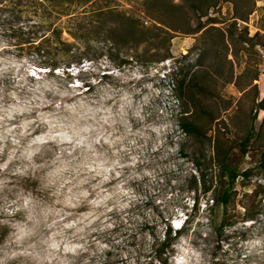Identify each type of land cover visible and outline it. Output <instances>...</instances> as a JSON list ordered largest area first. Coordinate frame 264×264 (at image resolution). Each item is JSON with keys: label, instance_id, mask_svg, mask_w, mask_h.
I'll return each instance as SVG.
<instances>
[{"label": "rangeland", "instance_id": "rangeland-1", "mask_svg": "<svg viewBox=\"0 0 264 264\" xmlns=\"http://www.w3.org/2000/svg\"><path fill=\"white\" fill-rule=\"evenodd\" d=\"M144 1L94 0L88 8L140 20L155 43L138 45L126 23L111 17L125 43L92 40L88 59L68 73L47 68L25 43L28 35L17 46L0 32V264H163L156 241L167 223L180 229L191 213L167 248L169 264H264V193L257 218L245 219V204L255 205L248 195L264 184V126L257 137L264 122V0H255L237 27L236 7L246 11L253 0L221 1L201 20L205 29L170 35L146 14ZM83 11L60 22L76 47L68 26ZM189 13L190 24L167 17L191 30L199 19ZM233 32L244 41L233 40ZM165 36L170 58L137 61L165 49ZM252 109L256 134L244 154ZM184 121L197 131H184ZM228 147L231 168L254 169L234 185L217 157ZM224 188L232 191L227 215L213 203ZM196 194L200 208L192 212Z\"/></svg>", "mask_w": 264, "mask_h": 264}, {"label": "trees", "instance_id": "trees-1", "mask_svg": "<svg viewBox=\"0 0 264 264\" xmlns=\"http://www.w3.org/2000/svg\"><path fill=\"white\" fill-rule=\"evenodd\" d=\"M94 0H4L1 4L0 10V32L13 39L12 42H18V40L24 35H28L26 44L31 50L37 51L41 57V62L50 68L51 70H63L65 73L71 71L75 66H81L90 56L89 45L93 41L97 42H108L113 46L120 47L125 42L124 32L121 33L118 20H123L126 23L128 30L125 33L134 36L135 42L138 45L151 44L155 40V37L146 35L144 31V23L140 20L126 15L115 8H102L97 10H89L88 5ZM221 1H232V0H181L176 3L175 0H145V11L154 22L162 24L164 27H160L165 34H169L172 31H179L196 34L205 29L206 25L201 21L211 9L215 8ZM236 1V0H235ZM255 6V0L248 4V9L246 11L237 10V16L235 21V26L238 25V20H246L248 15L252 13ZM83 8L82 18L80 20L71 21L72 24L68 26V33L77 41L80 42L79 47L76 44L68 42L63 38V33L66 27L61 26L60 22L68 17L70 19L75 17L78 8ZM199 19V23L190 30V28H185L178 23H171L167 15L171 18L180 16L181 23L186 22L190 24V13ZM164 14V15H163ZM95 15L96 19H89L87 16ZM84 16V17H83ZM111 17H115L117 21L109 25V20ZM176 21V20H175ZM214 24L215 21L210 22ZM119 25V26H118ZM185 30V31H183ZM95 32L96 36L91 37V33ZM24 34V35H23ZM167 35V36H169ZM240 35V34H239ZM224 36V33H223ZM238 36V35H237ZM235 32L230 35L232 39L237 38ZM166 37V36H165ZM167 47L165 49H160L158 47L153 48L154 51L146 52L142 57H138L137 61L144 63L145 65H150L152 63H159L170 58L171 53L168 46L170 37L164 38ZM16 43L15 45L20 46ZM62 47V48H61ZM61 50V51H59ZM57 51L58 58H54L53 61L48 59L51 53ZM45 60V61H44ZM256 79V78H255ZM253 109L250 112V129L241 143V150L244 154H247V147L253 141L256 134L255 121L258 118L257 113H253ZM264 126V122L260 131L258 132V138H261V130ZM181 127L186 132L197 131V127L189 122L184 121L181 123ZM231 147L228 148H218L217 157L219 162L222 164V170L224 173H228L232 177L233 185L240 174L244 177H249L254 169L250 168L240 173L238 169L231 168L227 163L229 155L231 153ZM259 168L264 172V149L258 157ZM232 185V186H233ZM212 190L211 187L205 185L202 188L203 194H208ZM261 193H264V184H257L255 190L248 195L256 203ZM232 199V191L230 188H224L220 192V196L217 199H213L214 202L221 203L226 208V215L228 213L229 204ZM192 212L199 211L200 208V197L198 194L195 195L192 200ZM259 205L249 206L245 204V219L251 220L257 218L260 209ZM193 213L188 215L181 223L180 229H174L172 225L167 223L166 231L164 233V239L161 243L156 241L155 243V254L158 256L159 260L163 264H169L171 260L170 256L166 255L167 248L173 245V241L176 240L186 229V225L191 222ZM228 219V217H226Z\"/></svg>", "mask_w": 264, "mask_h": 264}, {"label": "built area", "instance_id": "built-area-1", "mask_svg": "<svg viewBox=\"0 0 264 264\" xmlns=\"http://www.w3.org/2000/svg\"><path fill=\"white\" fill-rule=\"evenodd\" d=\"M262 57H263V63H262L261 68H262V72L264 74V50L262 51Z\"/></svg>", "mask_w": 264, "mask_h": 264}]
</instances>
